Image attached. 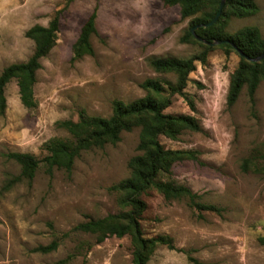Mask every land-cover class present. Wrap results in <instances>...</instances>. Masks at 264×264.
Masks as SVG:
<instances>
[{"label":"rangeland","instance_id":"1","mask_svg":"<svg viewBox=\"0 0 264 264\" xmlns=\"http://www.w3.org/2000/svg\"><path fill=\"white\" fill-rule=\"evenodd\" d=\"M257 12L229 14L225 30L254 25L264 37V0H255ZM97 7L93 55L71 61L72 45L80 27ZM227 10V8H226ZM59 14L55 45L36 71V106L25 107L15 79L4 88L6 107L0 113V264H133L131 236H106L75 227L126 210L120 194L110 186L130 173L129 159L136 153L140 125L122 131L115 144L84 150L71 173L41 163L32 180L21 178L20 166L6 154H46L45 143L68 133L57 125L78 120L80 110L107 117L113 100L131 102L147 94L141 83L148 78L175 82L173 72H157L152 57H188L202 47L182 42L190 18L179 5L161 0H0V72L25 61L34 41L25 31L47 25ZM239 56L215 46L207 61L197 62L183 94L171 96L165 113L194 116L201 130L183 129L176 139L163 135L164 148L189 151L194 158L173 163L170 174L159 179L182 184L202 203L220 212L198 211L187 198L166 200L155 188L142 195L141 216L145 237L166 234L177 248L158 245L148 264H194L187 254L205 264H264V79L249 103L243 86L228 107L230 74ZM55 241L49 252L36 250ZM186 251V252H185Z\"/></svg>","mask_w":264,"mask_h":264},{"label":"trees","instance_id":"2","mask_svg":"<svg viewBox=\"0 0 264 264\" xmlns=\"http://www.w3.org/2000/svg\"><path fill=\"white\" fill-rule=\"evenodd\" d=\"M164 5H179L181 18H190L189 29L180 37L182 42L194 41L202 49L188 57L163 56L149 59L150 66L157 72H173L175 82L148 78L141 83L147 94L131 102L119 99L113 100L112 113L107 117L89 115L80 110L78 120H61L57 125L63 128L69 136L54 137L45 143L46 154L37 158L29 152H8L6 156L20 166V173L14 181L21 178L32 180L37 168L42 163L48 174L52 169L59 168L71 173L75 159L84 150L102 147L106 143L115 144L119 141L122 131H129L135 125H140V139L137 145L138 153L128 161L130 173L127 177L110 186L120 194L119 201L126 210L117 214H109L101 219L79 223L75 228L85 232L98 234L102 241L106 236H131L134 249L133 264H148L150 255L158 245L169 249L177 248L170 236L158 234L145 237L141 227V216L146 208L142 195L150 188L158 190L166 200L187 198L189 205L198 211L210 210L219 213L221 208L213 204L202 203L199 195L182 184L170 180L159 179L160 173L170 174L174 162L184 158H194L189 151L164 148L159 140L163 135L176 139L183 129L201 130L198 120L189 114L165 113L170 105L171 96L183 94L189 81V74L196 68V63L204 64L210 51L220 47L228 56L236 52L239 56L238 65L229 77L226 104L232 106L237 100L243 86H246L249 103L254 105V94L260 81L264 79V58L250 61L239 55L233 43L240 51L249 57H255L264 52V37L257 26L246 25L233 33L225 30L226 18L229 14L238 17L251 15L258 10L255 0H225L224 7L217 21L207 27L202 23L209 22L219 7L221 0H161ZM227 8V10H226ZM97 7L95 6L80 27L77 39L72 45L71 61L81 59L85 55H93L94 48L91 36L96 33ZM197 26L194 34L207 41L216 39L229 40L216 45H208L199 41L191 32ZM59 28L58 12L47 25L34 24L25 31V36L34 41L32 54L21 62L5 66L0 72V113L4 112L6 99L4 88L15 79L21 103L27 108L36 106L34 84L36 71L41 67V59L45 57L56 43ZM57 243L51 242L39 246L36 250L49 252L55 249ZM186 252V251H185ZM194 264H205L187 254Z\"/></svg>","mask_w":264,"mask_h":264},{"label":"water","instance_id":"3","mask_svg":"<svg viewBox=\"0 0 264 264\" xmlns=\"http://www.w3.org/2000/svg\"><path fill=\"white\" fill-rule=\"evenodd\" d=\"M224 4H225V0H221L220 1V4H219V7H218V9H217L216 14L214 15V17L209 22L202 23L201 26L207 27V26L215 23L217 21L218 17L220 16L221 12H222V9L224 7ZM196 28H197V26H194V27L191 28V32L193 34H194V30ZM195 37L199 41H202L203 43L208 44V45H211V46L216 45V44H220V43H223V42H229V40H220V39H216L214 41H207V40H205L202 37L197 36V35H195ZM231 44L234 46L235 50L239 53L240 56L245 57L246 59H248L250 61H259L262 58H264V52L261 53V54H259V55H257V56H255V57H249V56L245 55L242 51H240L233 43H231Z\"/></svg>","mask_w":264,"mask_h":264}]
</instances>
